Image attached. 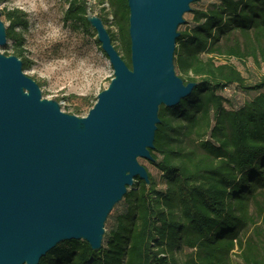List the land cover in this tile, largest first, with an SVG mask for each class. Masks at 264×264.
<instances>
[{
    "label": "trees",
    "instance_id": "1",
    "mask_svg": "<svg viewBox=\"0 0 264 264\" xmlns=\"http://www.w3.org/2000/svg\"><path fill=\"white\" fill-rule=\"evenodd\" d=\"M106 2L116 33L106 29L130 67L127 0ZM190 6L191 19L178 27L174 67L196 86L177 105L159 107L149 161L157 177L146 169L149 182L136 178L127 188L99 250L63 241L38 264H264V73L250 84L231 62L264 65V0ZM87 7L69 0L63 21L87 30ZM4 15L12 55L24 69L27 15L18 8ZM235 88L254 95L227 108L224 91ZM93 104L85 101L74 115Z\"/></svg>",
    "mask_w": 264,
    "mask_h": 264
},
{
    "label": "water",
    "instance_id": "2",
    "mask_svg": "<svg viewBox=\"0 0 264 264\" xmlns=\"http://www.w3.org/2000/svg\"><path fill=\"white\" fill-rule=\"evenodd\" d=\"M194 1L127 0L130 67L102 19L86 14L113 76L85 116L43 98L21 59L0 53V264H38L68 240L101 248L113 207L136 178L149 182L138 158L153 159L159 107L196 86L174 67L178 27Z\"/></svg>",
    "mask_w": 264,
    "mask_h": 264
},
{
    "label": "rangeland",
    "instance_id": "3",
    "mask_svg": "<svg viewBox=\"0 0 264 264\" xmlns=\"http://www.w3.org/2000/svg\"><path fill=\"white\" fill-rule=\"evenodd\" d=\"M69 0H0L1 20L5 27L9 22L5 11L18 8L27 15V27L23 31L24 56L29 65L23 73L36 81L43 98L55 99L66 113L74 114V109L87 101L95 103L97 94L107 87L113 70L108 58L95 42L96 33L89 26L87 30L78 22H64V12ZM214 0H199L194 7H207ZM87 11L95 15L107 16L104 24L113 33L115 26L110 22L109 6L106 0H86ZM184 20L191 15L185 13ZM180 28V27H179ZM118 44L117 41L114 42ZM0 53L12 55V41L7 40L0 46ZM244 76L247 83H254L264 73V65L256 66L251 60L239 62L231 59ZM176 74L178 75L176 69ZM224 94L229 98L227 108H237L249 100L254 92L246 93L239 88L227 89ZM78 116H85L88 106H82ZM153 176L157 172L146 159L138 158ZM120 202L114 206L104 223V233L110 227V216L122 210Z\"/></svg>",
    "mask_w": 264,
    "mask_h": 264
},
{
    "label": "built area",
    "instance_id": "4",
    "mask_svg": "<svg viewBox=\"0 0 264 264\" xmlns=\"http://www.w3.org/2000/svg\"><path fill=\"white\" fill-rule=\"evenodd\" d=\"M109 18H110V22L112 23V16L110 15V17H109ZM107 19H108V17H107Z\"/></svg>",
    "mask_w": 264,
    "mask_h": 264
}]
</instances>
